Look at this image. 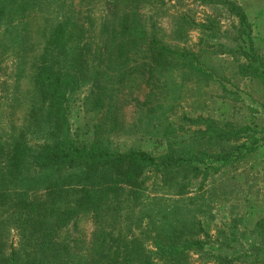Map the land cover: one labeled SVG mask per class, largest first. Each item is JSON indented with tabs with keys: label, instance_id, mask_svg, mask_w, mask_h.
I'll return each instance as SVG.
<instances>
[{
	"label": "rangeland",
	"instance_id": "374dc122",
	"mask_svg": "<svg viewBox=\"0 0 264 264\" xmlns=\"http://www.w3.org/2000/svg\"><path fill=\"white\" fill-rule=\"evenodd\" d=\"M0 1L5 5L10 0ZM11 1L10 22L5 23L8 18L0 20L2 139L12 134L8 131H21L25 109L32 103L37 106L30 82L31 63H37L45 35L68 14L89 16L96 30L104 17L106 0ZM230 7L246 18L250 43L264 61V0H117L118 21L127 17L131 26L141 28L147 37L191 56L207 74L182 66L185 58L166 57L154 63L141 45L132 46L120 63H107L100 81L103 93L99 105L92 104L94 94L89 84H81L70 93L65 112L76 140L89 143L93 126L100 124L101 138L107 141L109 152L143 151L159 157L168 148V140L179 143L171 147L186 157L201 152L213 154L220 147L221 152L246 142L214 143L208 139L210 134L202 133L206 121L223 129H242L255 137L263 135L264 86L249 73L240 72L246 67L243 57L225 50L244 44L241 26ZM6 25L26 32L24 46L1 31ZM183 117L199 119L202 124ZM31 132L29 137L35 143L47 136L43 130ZM80 167L63 166L52 173L64 178L68 190H72L76 187L72 179ZM140 172L139 189L132 191L121 185L105 193L106 205L102 203L104 213L98 221L89 211H80L57 232L59 239L84 242L73 251L75 260L89 261L102 239L105 263L114 250L112 241L123 244L135 239L143 247L135 264H141L145 256L152 264H167L170 261L158 258L153 244L166 241L177 230L184 232L181 240L198 241L204 246L187 250L185 257L174 264H215L208 249L219 247L244 253L246 257L234 264H256L248 255L253 248L264 257V148L204 179L181 169L171 172L170 181L165 183L149 168H141ZM196 225L201 232H197ZM10 239L15 241L13 232ZM262 258H257L259 264Z\"/></svg>",
	"mask_w": 264,
	"mask_h": 264
},
{
	"label": "trees",
	"instance_id": "16d2710c",
	"mask_svg": "<svg viewBox=\"0 0 264 264\" xmlns=\"http://www.w3.org/2000/svg\"><path fill=\"white\" fill-rule=\"evenodd\" d=\"M116 3L117 0L105 1L104 17L96 30L89 16L68 14L51 33L45 35L37 63H31L30 82L38 98L37 106L32 103L25 109L21 131H8L12 133L8 138L0 137V264H135L143 248L135 239L123 244L112 241L114 250L110 259L104 263L102 239L95 246L89 261L81 258L75 260L73 251L84 242L73 238L59 239L57 232L68 221L74 220L80 211H89L94 220L98 221L104 213L101 207L102 203L106 205L103 202L105 193L113 192L121 185L130 187L132 191L139 189L142 183L141 168H149L165 183L170 181L171 172L181 169L187 170L195 178L200 176L204 179L244 155L264 148V134L255 137L245 133V130L223 129L208 121L204 123L205 130L202 133L210 134L208 139L214 143L227 145L239 139L246 142L221 152L220 147L213 154L192 152L195 154L183 157L171 147L180 144L167 140L165 147L168 148L159 157L147 155L143 151L124 154L107 151V141L101 138L100 124L93 126L89 143L76 140L69 130L65 112L70 93L81 84H89L87 86L94 94L92 104L99 105L103 93L100 81L106 74L107 63H120L132 46L141 45L149 54V60L154 63L166 57L180 60L185 58L182 66L202 70L191 56L167 48L153 37H147L141 28L131 26L127 17L118 21L115 16ZM13 4L11 0L5 5L0 1V20L8 18L6 24L10 22V7ZM236 10L230 7V12H235L241 26L244 44L225 50L229 54L243 57L246 67H242L240 72L249 73L264 86V61L258 57L250 43L246 18ZM1 31L9 34L12 42L17 40V45L24 46L27 40L24 30L6 25ZM103 66L105 69L101 68ZM183 120L202 124L199 119L183 117ZM31 130L35 134L43 130L47 136L44 141L35 143L31 139ZM77 165L81 167L72 179L76 187L68 190L65 179L54 175L52 171L63 166L71 168ZM196 229L201 232L199 225H196ZM10 232L14 233L15 241L10 239ZM183 233L173 231L166 241L153 244L158 258L170 261L167 264H174L185 257L187 250L203 248L204 244L198 241L181 240L180 234ZM252 250L248 253L251 254L249 258L259 264L257 258H262L260 251L255 248ZM208 251L212 252L215 264H234L238 258L246 257L244 253L225 247L209 248ZM263 262L264 257L260 264ZM141 264L152 262H148L145 256Z\"/></svg>",
	"mask_w": 264,
	"mask_h": 264
}]
</instances>
